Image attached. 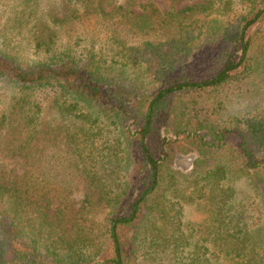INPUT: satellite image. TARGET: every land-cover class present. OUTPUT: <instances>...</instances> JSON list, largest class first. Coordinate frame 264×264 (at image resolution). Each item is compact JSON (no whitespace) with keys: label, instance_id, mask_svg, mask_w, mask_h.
Masks as SVG:
<instances>
[{"label":"trees","instance_id":"1","mask_svg":"<svg viewBox=\"0 0 264 264\" xmlns=\"http://www.w3.org/2000/svg\"><path fill=\"white\" fill-rule=\"evenodd\" d=\"M138 1L0 0V264H264V113L210 100L264 59V0Z\"/></svg>","mask_w":264,"mask_h":264},{"label":"rangeland","instance_id":"2","mask_svg":"<svg viewBox=\"0 0 264 264\" xmlns=\"http://www.w3.org/2000/svg\"><path fill=\"white\" fill-rule=\"evenodd\" d=\"M194 1L196 0H139L134 6V10L136 12H141L142 6L147 3H153L163 12H168L184 8L192 4ZM261 28L262 26H259L257 29ZM155 62L156 61L150 63L151 68L147 73L140 72L138 74V72L135 71L137 74L135 75L132 73L130 76L132 79L130 81L122 83L121 87L126 91L130 104L139 101L147 102V98H150L157 90V83L153 82V76H155V74L158 75L155 72L156 68H153V63ZM252 68L254 69L252 72L245 70L239 74L242 78L240 81L242 82V85H232L221 93L213 92L210 94V100L222 102L224 108L223 112H225L226 118L247 115L248 113L255 111L264 113V59L256 62ZM137 69L142 71L141 68ZM131 123L132 119H129L127 125L132 128L133 126ZM162 135L171 136L172 133L163 130ZM197 156L198 151L189 146L185 153H179L177 155L174 166L183 171L185 170V172H190L193 168V161ZM6 161L10 164L12 169H15L13 172L15 176L25 171L24 162L20 163L13 158H6ZM236 187L238 198L240 200L244 199L247 194L252 192L251 185L245 178L239 179V181L236 182ZM71 199H73L76 206H78L83 199V191L79 190L71 197ZM251 206L254 207L255 204Z\"/></svg>","mask_w":264,"mask_h":264}]
</instances>
